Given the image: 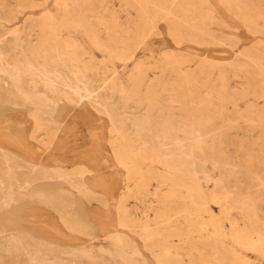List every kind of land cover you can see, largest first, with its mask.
<instances>
[{
  "label": "rangeland",
  "instance_id": "1",
  "mask_svg": "<svg viewBox=\"0 0 264 264\" xmlns=\"http://www.w3.org/2000/svg\"><path fill=\"white\" fill-rule=\"evenodd\" d=\"M0 264H264V0H0Z\"/></svg>",
  "mask_w": 264,
  "mask_h": 264
},
{
  "label": "crops",
  "instance_id": "2",
  "mask_svg": "<svg viewBox=\"0 0 264 264\" xmlns=\"http://www.w3.org/2000/svg\"><path fill=\"white\" fill-rule=\"evenodd\" d=\"M81 160H83L84 162H86L91 167V170H94V165L91 164L90 161H88L87 156H82L81 157Z\"/></svg>",
  "mask_w": 264,
  "mask_h": 264
},
{
  "label": "bare ground",
  "instance_id": "3",
  "mask_svg": "<svg viewBox=\"0 0 264 264\" xmlns=\"http://www.w3.org/2000/svg\"><path fill=\"white\" fill-rule=\"evenodd\" d=\"M71 90H72V89H71ZM72 92H74V91H72ZM71 94H73V93H70V95H71ZM76 96H77V95H76ZM71 97H72V95H71ZM79 98H81V97L79 96ZM79 98H77V99H79ZM82 98H83V97H82ZM74 99H75V98H74ZM75 101H76V100H75ZM80 101H81V99H79L77 103H79ZM75 104H76V103H75ZM88 161H89V160H88ZM141 180H142V179H141ZM199 225H200V224H199Z\"/></svg>",
  "mask_w": 264,
  "mask_h": 264
}]
</instances>
